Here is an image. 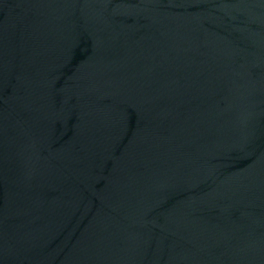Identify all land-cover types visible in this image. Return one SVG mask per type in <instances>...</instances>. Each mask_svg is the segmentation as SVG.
<instances>
[{
  "label": "water",
  "instance_id": "1",
  "mask_svg": "<svg viewBox=\"0 0 264 264\" xmlns=\"http://www.w3.org/2000/svg\"><path fill=\"white\" fill-rule=\"evenodd\" d=\"M0 264H264V0H0Z\"/></svg>",
  "mask_w": 264,
  "mask_h": 264
}]
</instances>
